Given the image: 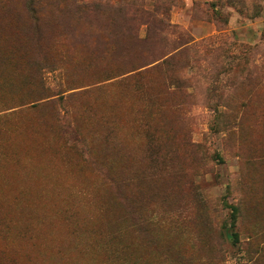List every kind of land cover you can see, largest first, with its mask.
<instances>
[{
  "label": "rangeland",
  "instance_id": "1",
  "mask_svg": "<svg viewBox=\"0 0 264 264\" xmlns=\"http://www.w3.org/2000/svg\"><path fill=\"white\" fill-rule=\"evenodd\" d=\"M0 264H264V0H0Z\"/></svg>",
  "mask_w": 264,
  "mask_h": 264
},
{
  "label": "trees",
  "instance_id": "2",
  "mask_svg": "<svg viewBox=\"0 0 264 264\" xmlns=\"http://www.w3.org/2000/svg\"><path fill=\"white\" fill-rule=\"evenodd\" d=\"M139 10H140V8H137V11H135L134 13L140 17V15H139V13H138ZM143 13H145L146 16H148V17H153V16H155V13H151V14L146 13V12H143ZM154 18H155V17H154ZM155 19H156V18H155ZM157 21H158V20H157ZM159 21H160V20H159ZM161 22H163V21H161ZM161 24H163V23H161ZM162 26H164V25H162ZM164 27H165V26H164Z\"/></svg>",
  "mask_w": 264,
  "mask_h": 264
}]
</instances>
